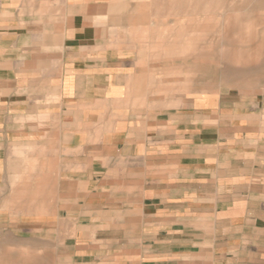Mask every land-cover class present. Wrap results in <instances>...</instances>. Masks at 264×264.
I'll list each match as a JSON object with an SVG mask.
<instances>
[{
    "label": "crops",
    "instance_id": "1",
    "mask_svg": "<svg viewBox=\"0 0 264 264\" xmlns=\"http://www.w3.org/2000/svg\"><path fill=\"white\" fill-rule=\"evenodd\" d=\"M92 17L0 1V217L124 234L140 264H264V104L159 98Z\"/></svg>",
    "mask_w": 264,
    "mask_h": 264
},
{
    "label": "rangeland",
    "instance_id": "2",
    "mask_svg": "<svg viewBox=\"0 0 264 264\" xmlns=\"http://www.w3.org/2000/svg\"><path fill=\"white\" fill-rule=\"evenodd\" d=\"M45 7L67 23L89 12L95 24L129 38L151 70L157 95L219 98L242 111L264 104V0H0ZM48 215V214H47ZM0 217V264H140L124 234L75 233L54 216ZM96 236V241L94 240ZM85 237V238H82Z\"/></svg>",
    "mask_w": 264,
    "mask_h": 264
}]
</instances>
